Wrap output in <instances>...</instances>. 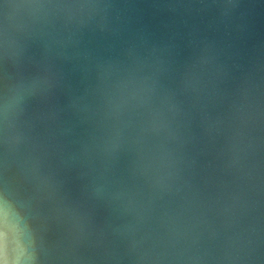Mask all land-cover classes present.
<instances>
[{
    "label": "water",
    "instance_id": "obj_1",
    "mask_svg": "<svg viewBox=\"0 0 264 264\" xmlns=\"http://www.w3.org/2000/svg\"><path fill=\"white\" fill-rule=\"evenodd\" d=\"M0 264H264V0H0Z\"/></svg>",
    "mask_w": 264,
    "mask_h": 264
}]
</instances>
